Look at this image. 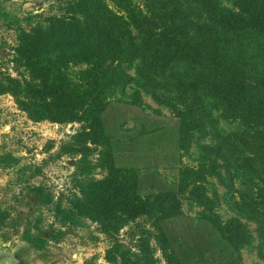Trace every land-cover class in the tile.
<instances>
[{"label": "trees", "instance_id": "obj_1", "mask_svg": "<svg viewBox=\"0 0 264 264\" xmlns=\"http://www.w3.org/2000/svg\"><path fill=\"white\" fill-rule=\"evenodd\" d=\"M114 3L64 0L61 13L25 17L29 28L18 27L8 59L18 74L0 64V94L13 95L32 119L81 123L61 153L81 155V168L95 153L108 168L67 201L44 185H29L28 203L51 207L61 227L37 222L35 231L25 228L24 238L42 249L62 239L82 214L99 222L114 243H123L116 235L122 226H142L140 220L149 218L155 230L145 231L140 243L155 237L170 264H244L246 225L220 216L206 186L212 174L183 161L218 111L253 137L250 155L228 143L231 160L247 162L264 179V0ZM75 65L85 67L74 73ZM135 81L176 92L179 104L171 103L168 121L141 112L123 129L127 111L144 109L141 90L127 92ZM120 90L129 94L127 101ZM208 149L215 153L207 157L213 163L217 155L226 158L222 145ZM170 168L177 169V179L168 183L163 169ZM186 198L203 208L197 217L183 210ZM258 205L264 219V185ZM9 216L2 213L3 219ZM108 256L111 264H158L148 244L133 260L123 253Z\"/></svg>", "mask_w": 264, "mask_h": 264}, {"label": "rangeland", "instance_id": "obj_2", "mask_svg": "<svg viewBox=\"0 0 264 264\" xmlns=\"http://www.w3.org/2000/svg\"><path fill=\"white\" fill-rule=\"evenodd\" d=\"M108 1L115 5L114 0ZM63 3L64 0H0V64L3 70L18 74L15 65L8 59L12 57V47L18 43V27L29 28L30 20L25 17L61 13ZM84 67L75 65L72 71L78 73ZM181 71L184 69L181 68ZM131 72L134 74L135 70ZM175 72L178 73V70ZM132 87L141 90L144 109L127 111L130 117L123 123V129L133 126V119H138L141 112L152 113L161 121H168L167 117L172 114L171 103L179 104L176 92L167 87L155 88L148 83L135 81L127 87L128 93ZM128 93L123 95L120 90L118 95L127 101ZM80 127L81 123L77 121H35L18 106L13 95L0 94V155L9 156L0 159V264H111L109 252L117 255L123 253L133 260L142 254L143 244L149 245L158 264H170L155 237L152 236L150 243H140L145 231L155 230L149 218L140 220L142 226L135 222L124 228L122 226L116 235L123 243H114L99 222L82 214L77 215L76 223L71 225L62 239L50 240L42 249L31 246L24 238L27 226L32 227L39 222L47 228L55 221L51 207H36L28 203L25 194L29 185H44L57 197L62 196L67 201L73 192L80 194L81 189L95 179L107 175L108 168H104L100 160L97 161L98 154L94 153L92 161L81 168L77 164L81 155L60 152L61 144L69 141ZM252 139L242 124L224 119L218 111H214V121L209 125L208 132L196 137L183 162L195 167L202 166L212 174L206 186L216 202V211L224 220L237 217L246 225L250 240L241 247L243 263L264 264V219L258 205V193L264 179L258 174L254 175L247 162L231 160L232 152L228 150L230 143L239 147L244 155H250L253 152ZM221 145L226 158L217 155L215 163L208 160L209 155L215 156L208 146ZM163 171L166 174L163 180L166 179L168 183L177 179V169ZM65 203L68 205V202ZM182 208L192 217H197L203 211L201 206L188 198L183 199ZM6 211L10 216L3 219L2 213ZM55 227L60 228L61 224L55 221ZM32 230L36 229L32 227Z\"/></svg>", "mask_w": 264, "mask_h": 264}]
</instances>
